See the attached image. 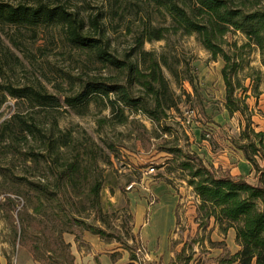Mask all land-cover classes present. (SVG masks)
I'll list each match as a JSON object with an SVG mask.
<instances>
[{
	"label": "rangeland",
	"instance_id": "374dc122",
	"mask_svg": "<svg viewBox=\"0 0 264 264\" xmlns=\"http://www.w3.org/2000/svg\"><path fill=\"white\" fill-rule=\"evenodd\" d=\"M0 2L14 7H35L40 3L61 6L83 18L87 29L89 18L101 14L105 17L102 23L105 24L109 51L118 57L130 50L135 36L145 24L151 23L159 28L170 26L169 19L144 0ZM63 35L58 26L36 29L0 26V85L33 87L63 101V96L71 94L76 78L96 72L92 60L85 53L71 48ZM226 40L228 43L236 42L238 46L244 42L240 34H229ZM142 49L163 56L168 67L178 75L176 79L163 69L177 97V107L168 111L161 127H155L137 116L134 124L111 126L107 123L99 128L97 120L109 118L110 114L108 111L99 112L95 105L82 115H75L63 105L58 110L31 108L0 91L6 96L0 107V168L28 179L46 176L45 165L26 155L30 151L37 154L43 144L37 135L24 141L20 133L21 122L35 124L45 136L52 129L57 137L70 135L69 145L59 150L60 162L77 159L81 165L87 166L89 176H99L103 183L100 213H91L88 222L117 232L128 246H134L131 238L138 241L135 251L137 264H167L182 243L192 245L195 239L197 199L185 183L177 162L171 161L165 153L157 152V148L163 145L176 147L183 154H195L207 167L233 177L245 176L250 182L253 181V173L230 141L238 136L243 119L238 114L230 117L224 109L220 74L222 61L219 58L212 61L194 37L173 35L171 32L165 34L164 40L145 42ZM246 60L247 67L241 76L248 74L249 68L264 72L256 51L250 52ZM184 78H190L191 83L182 81ZM243 86L250 88V81L244 80ZM258 91L257 97L248 92L250 97L246 102L252 114L254 131L264 133V82L259 84ZM187 110L194 111L189 126L184 123ZM110 147L115 150L114 155L109 153ZM108 157L109 163H106ZM149 166H153L155 172L146 176L143 172ZM130 185L133 187L127 190ZM6 198L13 200V204L7 203ZM174 204V227L169 228L168 234L152 238L150 243L145 241L140 229L134 225L135 219L142 218V224H148L161 206L171 208ZM32 206L33 202L24 188L0 174V264H36L18 244L21 221L30 226V234L44 233L50 237L53 248L59 251L54 238L60 228L54 224L45 207L41 213L35 214ZM88 235L84 233L81 243L77 244L73 235L63 234L65 243L70 245L71 255L74 246L84 253L90 250L89 243L85 241ZM204 238L202 248L193 246L195 258L200 257L202 263L218 253L208 250L210 234H204ZM100 243L103 242L100 240ZM106 248V252L129 255L115 242Z\"/></svg>",
	"mask_w": 264,
	"mask_h": 264
},
{
	"label": "trees",
	"instance_id": "16d2710c",
	"mask_svg": "<svg viewBox=\"0 0 264 264\" xmlns=\"http://www.w3.org/2000/svg\"><path fill=\"white\" fill-rule=\"evenodd\" d=\"M144 1L168 18L170 26L159 28L151 23L145 24L135 36L133 46L122 57L109 51L105 24L102 23L105 17L101 14L89 18L87 29L83 18L61 6L40 3L35 7H14L0 2V26L19 29L58 26L68 45L85 53L96 67L93 75L86 74L74 80L71 94L63 96V101L33 87L0 85V91L31 108L58 110L63 105L75 115H82L95 105L99 112L108 111L110 114L109 118L97 120L99 128L107 123L111 126L134 124L137 116L155 127H161L168 111L177 107V97L163 69L176 79L178 75L168 67L163 56L144 51L143 44L164 40L165 34L170 32L194 37L212 61L219 58L223 63L220 74L224 109L230 117L238 114L243 119L238 136L230 141L251 167L253 181L245 176L233 177L207 167L195 154H183L176 147H158L157 152L165 153L171 161L177 162L185 183L197 199L195 239L192 245L182 243L167 264H264V133L254 131L252 114L246 102L250 97L248 92L252 97L259 95L258 86L264 82V72L249 68L248 74L241 76L247 67L246 59L253 51L259 55L264 69V0ZM229 34H240L243 44L228 43L226 37ZM185 80L191 83L190 78L182 79ZM244 80L250 81V88L243 86ZM1 95L0 107L6 97ZM20 130L24 141L37 135L43 144L37 154L30 151L26 155L45 165L46 176L28 179L14 176L10 170L2 168L0 174L24 188L33 202V213L39 214L45 207L60 231L54 238L59 249L57 252L50 237L44 233L30 234V226L21 221L19 246L29 253L36 264H74L70 245L62 236L73 235L74 242L79 244L83 234L88 233L106 245L112 242L119 244L128 251L131 264H137L135 251L138 241L131 238L134 246H128L117 232L88 222L91 213H100L103 183L99 176H89L87 166L81 165L77 159L60 162L59 150L69 145L71 136L64 134L57 137L53 129L45 136L39 127L28 122H21ZM109 153L114 155L115 150L110 147ZM108 161L109 157L106 163ZM6 201L13 204L10 198ZM214 227L224 238L229 230H233L234 244L239 250L233 254L224 239L213 242L208 238V250L218 253L202 263L200 257L195 258L193 246L202 248L204 234H210ZM109 257L113 264L121 258L117 252L109 254Z\"/></svg>",
	"mask_w": 264,
	"mask_h": 264
},
{
	"label": "crops",
	"instance_id": "0c3cea01",
	"mask_svg": "<svg viewBox=\"0 0 264 264\" xmlns=\"http://www.w3.org/2000/svg\"><path fill=\"white\" fill-rule=\"evenodd\" d=\"M195 202L197 203V200ZM174 209H175V204L171 208L170 206L168 207L164 205L161 206L159 210H157V212L152 216L151 221L148 224H142V218H136L134 221V225L135 227L140 229V234L142 238L150 243L152 238L157 237V235L168 234L169 228H173L174 225L176 224ZM212 225L213 224L211 222L210 227H212ZM210 239L213 242H219L224 239L227 244V247L233 254L239 250V248L234 244L233 230H229L227 232L226 237L224 238L219 233L218 228L214 227L210 233ZM85 241L89 243L91 248L87 253H84L78 251L77 248L74 246L72 250V255L74 257V264H113L109 257V254H112L114 252L104 251V249H107L106 248L107 245L104 244V249H103L102 248L103 243H100L98 237L93 235H88L87 237H85ZM231 244H233V246H231ZM165 245L166 244L164 243L163 246L165 247ZM170 259L171 257L169 258V260ZM115 264H131V262L128 259V255H121V258Z\"/></svg>",
	"mask_w": 264,
	"mask_h": 264
},
{
	"label": "built area",
	"instance_id": "2783aa9c",
	"mask_svg": "<svg viewBox=\"0 0 264 264\" xmlns=\"http://www.w3.org/2000/svg\"><path fill=\"white\" fill-rule=\"evenodd\" d=\"M193 117H194V111L193 110H187V111H185V113H184V119H185L184 123H185L186 126H189L192 123ZM154 172H155L154 167L153 166H149V167H147L144 170L143 173L146 176H149V175L151 176V175L154 174ZM132 187H133L132 185L128 186L127 187V190H130Z\"/></svg>",
	"mask_w": 264,
	"mask_h": 264
}]
</instances>
